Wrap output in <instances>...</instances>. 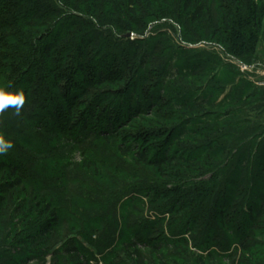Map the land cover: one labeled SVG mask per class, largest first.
Returning a JSON list of instances; mask_svg holds the SVG:
<instances>
[{"label": "rangeland", "instance_id": "rangeland-1", "mask_svg": "<svg viewBox=\"0 0 264 264\" xmlns=\"http://www.w3.org/2000/svg\"><path fill=\"white\" fill-rule=\"evenodd\" d=\"M69 1H41L52 13L32 37L69 75L62 97L101 117L88 130L101 126L100 164L29 129L55 144L34 145L46 151L33 185L0 170V264H73L75 248L85 264H136L135 251L145 264H264V0H209L218 31L211 14L194 19L197 0ZM144 142L186 157L150 176Z\"/></svg>", "mask_w": 264, "mask_h": 264}, {"label": "trees", "instance_id": "trees-1", "mask_svg": "<svg viewBox=\"0 0 264 264\" xmlns=\"http://www.w3.org/2000/svg\"><path fill=\"white\" fill-rule=\"evenodd\" d=\"M41 1L43 0H0V87H5L11 92L22 90L25 97L19 114L16 113L14 107H9L4 112H0V136L13 143V147L7 153L0 154V170L8 171L10 176L17 174L18 183L16 184L27 183L33 185L35 183L34 179L38 174L39 168L36 156L46 150L37 149L34 145L39 143L40 145H45L42 147H48L51 144H55V141L48 138H33L29 133V129L33 127L39 128L38 130L43 133L58 134L63 137L65 143L72 144L75 147L78 145L82 147L80 149L88 154L89 166L92 164L99 166L100 163L97 160H101V145H97V143L101 142V126L94 133L88 131L91 130V124L94 125L92 129L95 128V124L97 126L101 124V117L97 118L95 114L87 111L86 108L82 111H78L79 109L77 108L73 109V106L77 105L74 99H65V95L60 94L58 89L59 80L69 75L66 72L61 74V65L57 62H51L53 59L49 56L50 48L48 44L41 47L40 42L36 43L33 41L32 33L35 25L32 22L36 18L37 13H41L42 16H49L52 13L49 4ZM57 1L65 6L70 4L69 0ZM99 1L101 0H92L93 3ZM144 1L149 4L150 0ZM208 1L197 0L195 10L197 16L195 15L194 19L211 14L212 28L214 31H218L219 16L214 9L213 1L210 4H208ZM204 7L209 10L206 12ZM222 21L223 24L229 25L226 16H223ZM53 36L55 35L51 36V41ZM78 70L81 71L83 69L79 66L77 72H79ZM32 75H35V79H31L30 83L35 81L36 85L30 88L26 81ZM82 120L83 128L77 131V126ZM84 142L85 145L83 146L82 143ZM63 146V144L61 145L58 142L55 148H62ZM153 149V146L144 142L137 151L139 162L143 166H150L155 169V172L150 173L151 175L148 173L150 176L169 177L164 169L165 164L171 166L173 160L186 157L185 154L175 152L163 153L160 155L161 157H157L152 154ZM81 154L83 156V153ZM62 156L65 157V155ZM60 159L62 160L63 158L60 157ZM54 160L56 159L54 158L53 162H55ZM144 177L147 178L149 176ZM7 185L4 182L0 186V191L7 190ZM225 200L227 199L225 198ZM58 213L52 218L56 222L54 225L52 224L53 227L58 222ZM247 217H249V214ZM63 220L68 221L66 219ZM221 221V224L224 225L222 219ZM48 226L49 221L41 224L40 227L44 230ZM146 243H149V241ZM75 256L76 259L73 264H85V262H80V260L87 261L86 258L89 255L84 250L75 248ZM134 260L136 264H145V257L139 251H135ZM107 264L118 263L117 261H110Z\"/></svg>", "mask_w": 264, "mask_h": 264}, {"label": "clouds", "instance_id": "clouds-1", "mask_svg": "<svg viewBox=\"0 0 264 264\" xmlns=\"http://www.w3.org/2000/svg\"><path fill=\"white\" fill-rule=\"evenodd\" d=\"M23 91H8L5 87H0V112H4L9 107H14L17 114H19L21 107L24 104ZM13 147L10 140L0 136V154L7 153Z\"/></svg>", "mask_w": 264, "mask_h": 264}]
</instances>
